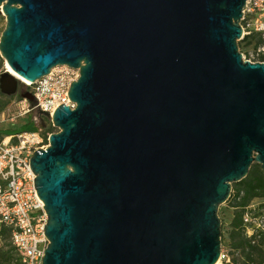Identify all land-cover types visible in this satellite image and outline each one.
Here are the masks:
<instances>
[{
  "label": "water",
  "instance_id": "95a60500",
  "mask_svg": "<svg viewBox=\"0 0 264 264\" xmlns=\"http://www.w3.org/2000/svg\"><path fill=\"white\" fill-rule=\"evenodd\" d=\"M247 0H0V56L31 83L79 70L30 158L42 264H217L220 207L264 172V62ZM19 78L6 71L1 90ZM27 98L33 99L32 95Z\"/></svg>",
  "mask_w": 264,
  "mask_h": 264
},
{
  "label": "built area",
  "instance_id": "2783aa9c",
  "mask_svg": "<svg viewBox=\"0 0 264 264\" xmlns=\"http://www.w3.org/2000/svg\"><path fill=\"white\" fill-rule=\"evenodd\" d=\"M242 27V39L252 33H259L264 39V0H247ZM255 52L259 58L248 60L264 62L260 60L264 43L256 47ZM243 57L246 59L244 54ZM78 78V69L62 65L54 67L50 74L36 82L26 83L33 96L28 111H44L53 115L61 104L74 108L68 91ZM49 136H44L40 130H22L0 139V241L2 230H9L23 264H42L48 244L44 233L48 217L34 185L36 176L30 166V158L38 148L49 146ZM259 204L251 205L245 213L248 236L264 230V209L256 212ZM219 262L233 264L232 256L223 248Z\"/></svg>",
  "mask_w": 264,
  "mask_h": 264
},
{
  "label": "trees",
  "instance_id": "16d2710c",
  "mask_svg": "<svg viewBox=\"0 0 264 264\" xmlns=\"http://www.w3.org/2000/svg\"><path fill=\"white\" fill-rule=\"evenodd\" d=\"M263 43L264 39L259 33H252L239 41V48L240 51L244 46L253 45L256 48ZM260 60L264 61V53L260 55ZM3 62L0 56V66ZM6 103L0 100V113L5 109ZM258 202L260 204L256 212L264 209V172L258 163H254L244 179L233 183L231 196L226 202L228 210L232 213L224 229L225 225L222 224V245L227 246L222 248L232 256L233 264H264V230H258L248 236L244 221L248 208ZM7 237L11 239L9 230L4 228L2 239ZM13 248L16 249L14 244L10 249L0 248V264H23L20 258L14 256Z\"/></svg>",
  "mask_w": 264,
  "mask_h": 264
},
{
  "label": "rangeland",
  "instance_id": "374dc122",
  "mask_svg": "<svg viewBox=\"0 0 264 264\" xmlns=\"http://www.w3.org/2000/svg\"><path fill=\"white\" fill-rule=\"evenodd\" d=\"M6 26V17L3 15L0 8V37ZM241 52L246 56V59L252 58L257 60L259 57L255 52L253 45L249 47L241 48ZM3 64L0 66V78L7 71V63L3 59ZM27 84L21 80L18 83V89L15 93L6 94L1 90L0 86V100L6 101L5 109L0 113V137L1 139L7 135L14 134L22 130H40L44 136L53 132H58L59 128L53 126L50 118L41 116L38 111L30 110L31 100L27 98L31 95V87L27 88ZM27 98V101L25 99ZM28 111V112H27ZM52 127L54 129H52ZM222 207V208H221ZM220 207L219 216L222 220V224L225 225L223 229L228 225L231 219V211L228 210V205L225 203ZM227 242V239H226ZM13 244L9 237L0 241V248L10 249ZM222 247L227 248L226 245ZM13 253L16 258H19L18 252L13 248Z\"/></svg>",
  "mask_w": 264,
  "mask_h": 264
},
{
  "label": "bare ground",
  "instance_id": "6f19581e",
  "mask_svg": "<svg viewBox=\"0 0 264 264\" xmlns=\"http://www.w3.org/2000/svg\"><path fill=\"white\" fill-rule=\"evenodd\" d=\"M7 71L12 73L14 76H16L17 78H19L21 81L25 82V83H29L28 80L24 79L23 77L19 76L18 74H16L13 69L7 64ZM217 264H220V262H218Z\"/></svg>",
  "mask_w": 264,
  "mask_h": 264
},
{
  "label": "flooded vegetation",
  "instance_id": "af4514ba",
  "mask_svg": "<svg viewBox=\"0 0 264 264\" xmlns=\"http://www.w3.org/2000/svg\"><path fill=\"white\" fill-rule=\"evenodd\" d=\"M40 117H41V115H40ZM42 118V117H41Z\"/></svg>",
  "mask_w": 264,
  "mask_h": 264
}]
</instances>
